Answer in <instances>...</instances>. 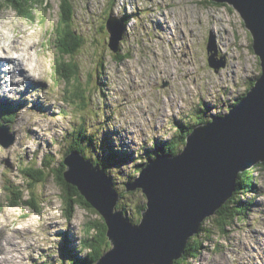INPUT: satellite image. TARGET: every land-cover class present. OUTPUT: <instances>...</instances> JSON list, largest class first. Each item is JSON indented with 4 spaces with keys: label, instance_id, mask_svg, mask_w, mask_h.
<instances>
[{
    "label": "rangeland",
    "instance_id": "1",
    "mask_svg": "<svg viewBox=\"0 0 264 264\" xmlns=\"http://www.w3.org/2000/svg\"><path fill=\"white\" fill-rule=\"evenodd\" d=\"M72 2L75 12L71 26L82 34L83 44L74 55L64 58L78 66V89L88 100L84 106L72 95L75 83L65 91L64 80L70 70L57 63L61 56L56 30L59 1L49 0V7L39 5L24 12L0 0V66L6 64L4 57L15 55L23 62L25 72L33 71L31 76L35 77L28 84L24 71L17 68L9 78L21 76L22 82L12 84L10 90V82L6 83L7 76H3L0 84V104L15 105L11 108L15 118L5 121L3 116L5 129L0 131V138L10 142L6 147L0 142V264H69V258L61 255L64 248L78 252L82 258L85 251L80 250V242L86 236L85 223L100 216L76 206L72 217L66 219L69 206L62 202L66 191L58 180L48 176L33 182L22 177L20 167L36 162L40 166L43 156L46 160L52 156L61 159L71 142L78 143L79 133H85L84 145L88 135L94 133L93 145L103 159L114 145V150L133 154L140 161L154 140L168 139L175 133V120L190 123L202 101L209 112L204 118L223 112L260 72L251 33L227 3L116 0L110 14L118 20L129 17L118 53L130 54L117 62L104 28L110 0ZM211 35L217 55L213 49L208 55ZM209 56L224 64L216 71L207 61ZM102 78L106 81L103 91L97 84ZM75 79L72 77V81ZM83 118V129L88 132L78 126ZM104 135L110 140L98 145ZM115 169L114 180L123 192L129 167ZM256 175L260 183L244 198L248 204L244 213L224 233L215 231L210 239L204 236V249L187 264H264V172L256 168ZM28 182H32L35 209L23 204L13 206L17 186ZM28 196L26 199H30ZM126 197L127 214L132 217L135 212L130 202L134 199L128 194ZM8 236L13 239L10 244L5 241Z\"/></svg>",
    "mask_w": 264,
    "mask_h": 264
},
{
    "label": "water",
    "instance_id": "2",
    "mask_svg": "<svg viewBox=\"0 0 264 264\" xmlns=\"http://www.w3.org/2000/svg\"><path fill=\"white\" fill-rule=\"evenodd\" d=\"M211 1L227 3L240 14L260 58V74L228 113L195 125L178 153H158L135 179L124 183L126 191L140 189L146 198L136 223L117 208L121 194L104 167L77 149L64 157L65 181L107 226L111 248L96 264H173L185 254L201 222L231 198L238 173L264 162V0ZM106 24L108 47L117 52L126 24L111 14ZM207 49L208 55L210 49L217 55L212 35ZM208 63L216 71L224 64L213 56ZM0 142L5 147L10 143Z\"/></svg>",
    "mask_w": 264,
    "mask_h": 264
},
{
    "label": "trees",
    "instance_id": "3",
    "mask_svg": "<svg viewBox=\"0 0 264 264\" xmlns=\"http://www.w3.org/2000/svg\"><path fill=\"white\" fill-rule=\"evenodd\" d=\"M59 1V20L58 25L56 27V30L58 32L57 35V43H58V50L59 53H61L60 60L57 62L59 65L62 63L66 68L70 70V72H67V77L64 80L66 83L65 91H68V88L72 82L75 83L74 90L72 92V95L79 99V105L84 106V104H88V100H84V97L82 95V91L78 89V82L80 74L78 71V66L72 59H65L64 56H72L75 54L76 51H78L79 47L83 44L82 34L76 31V29L72 28V19L75 12L74 5L72 0H58ZM116 0H110L109 2V8L107 12V17L110 16L111 9L114 5ZM211 1V0H208ZM3 4L6 6H9L17 11H28L30 12L33 7H37L39 5H45V7H49V0H1ZM212 2V1H211ZM214 3V2H212ZM217 4H226V3H217ZM105 15V14H104ZM125 17V16H124ZM106 16H104V19ZM128 21L129 17H125ZM108 19V18H107ZM107 19L105 22V30L108 33L109 31L107 29ZM121 50V46L119 45V49L117 52H113V57L117 59L118 61H122L130 54L128 52H123V54L118 53ZM208 61V60H207ZM261 71V69H260ZM260 74V72H259ZM93 75L95 73L93 72ZM75 76V81H72V77ZM257 78V77H256ZM255 81L251 82L253 84ZM97 84H99L98 89L104 90L103 87L106 86V81L102 78V80H98ZM251 87V86H250ZM250 87L245 91L247 93L250 90ZM244 95V94H243ZM243 95L239 96L237 99V102L243 97ZM236 102V103H237ZM78 104V103H77ZM80 108V107H79ZM79 112V111H78ZM81 113V112H79ZM6 115V114H5ZM13 116L7 115L5 116V121L7 119L12 120ZM85 119H79L78 120V126H80L81 130H84L85 132H88L87 129H83V126L85 128ZM1 124V123H0ZM180 126H183L181 124ZM76 127V126H75ZM191 128V126H190ZM189 128V129H190ZM191 130V129H190ZM187 133V132H186ZM72 135V134H69ZM78 136V143L73 141L69 145L68 149H66V152H64L61 159L56 160L55 157L52 156L54 159L46 160L44 156L41 158V165L38 166L37 162L28 167L27 165L20 167V172L23 178L26 179L28 177L33 182L42 181L46 179L48 176H53L56 178L59 182V184L62 187V190L66 191V195L62 194V202L68 204L69 210L66 211V219H70L72 217V214L76 208V206L85 208L86 211H91L93 213H96V211L92 208V206L85 200V198L80 194V192L77 190V188L73 185L68 184L64 177L63 172L65 170L64 165V157L74 149H78L82 152V154L85 156L86 159H90L92 163L94 164H100L101 167H104L106 170V173L110 177L114 179L115 177V167L122 169H125L129 167V172L127 174V181L133 180L138 175L139 171L142 167L146 165V163L151 160L157 153L159 152H170L171 154L178 153L185 144V133L180 134H174L169 139H156L153 141V144L151 147L146 148L144 150V154L140 156V161H138L137 158L134 157L133 154H124L120 151H116L113 149L114 145H112L105 153L104 159L101 157V151H97L93 145L94 141V133H91L87 137V145L83 144V140L85 138V133H80ZM110 138L106 135L100 136V141H98V145H101L102 141H109ZM256 168H260L264 172V162L259 163L255 165L254 167L244 170L243 172L238 173L236 177V185H235V191L233 192L231 198L223 204V206L216 212V219L215 214L214 216H210L206 219H204L201 222L200 230L199 232L191 237L188 242L185 249V254L180 257L177 260H174L173 264H187L188 260L191 258H196L202 249H204L205 246H203L204 242V236L207 239H210L212 235L215 233V231L219 233H224L226 231V227L231 225L235 219H239V216L242 215L246 209V206L248 204L245 203L244 198L247 197L248 194L255 192V190L258 188L260 181L257 178L256 175ZM121 169V170H122ZM115 183L117 190L120 191L119 187L117 186V182L113 180ZM32 182H28L24 185H18L17 186V197L14 199L13 206H20L23 204L24 206L30 207L32 209H35V203L33 202L31 193H32ZM21 187V188H20ZM27 191V193H25ZM121 192V191H120ZM128 196L132 195L134 201L130 202L133 203L131 206V211H134L135 214L133 216H130V220H134L135 222H138L141 217V212L146 207V201H144L145 195L140 189L131 190V191H123L121 192V198L117 205V208H121L124 210L125 213L128 212L129 208V200L126 197V194ZM29 195L30 199H26V195ZM232 213H235V215H232ZM138 215V216H137ZM231 216V217H230ZM136 217L139 219L136 220ZM211 223V226H210ZM216 227V229H215ZM107 226L102 219L101 216L99 218H94L92 220H88L85 223L84 226V232L86 236L82 239L80 242V250L85 251V255L81 258L79 256L78 252H72L68 248H64L61 251V255L65 258H69V264H96L97 261L100 259V257L110 248V241L106 234ZM68 251H67V250ZM72 253V254H71ZM49 264V263H48ZM64 264V263H62Z\"/></svg>",
    "mask_w": 264,
    "mask_h": 264
},
{
    "label": "bare ground",
    "instance_id": "4",
    "mask_svg": "<svg viewBox=\"0 0 264 264\" xmlns=\"http://www.w3.org/2000/svg\"><path fill=\"white\" fill-rule=\"evenodd\" d=\"M116 18H118V16H116ZM126 33V32H125ZM252 36V35H251ZM31 38H29V40H30ZM19 41V40H18ZM26 42V41H25ZM28 42V41H27ZM213 43L215 44V40H214V37H213ZM252 43H253V41H252ZM32 44V43H31ZM30 44V45H31ZM34 45V44H33ZM20 46V45H19ZM28 46V45H27ZM2 47V46H1ZM3 47H5V46H3ZM6 47H8V46H6ZM14 48V47H13ZM28 48V47H27ZM26 48V49H27ZM215 48H216V51H217V47H216V44H215ZM8 49H9V47H8ZM25 49V50H26ZM252 49H253V47H252ZM12 50V49H11ZM15 50V49H14ZM24 50V51H25ZM28 50V49H27ZM254 50V49H253ZM255 52V51H254ZM27 53V52H26ZM27 54H29V53H27ZM29 56V55H28ZM27 57V56H26ZM28 58V57H27ZM26 60H28V59H26ZM259 60H260V58H259ZM14 61H16V62H18V63H21V59H19V58H15L14 59ZM31 64V63H30ZM33 64V63H32ZM18 66H17V68H18V70H19V72H22L23 73V71L22 70H24L25 71V68H23V66H20L19 64H17ZM31 66V65H30ZM33 66H34V64H33ZM8 67H10V66H6L5 68H8ZM30 68H32V67H30ZM11 69V71L12 72H15V66H13V68L11 67L10 68ZM2 70V68L0 67V71ZM6 70H9V69H6ZM28 70V69H27ZM26 70V71H27ZM33 70V69H32ZM10 71V70H9ZM9 71H8V74H9ZM33 72V71H32ZM32 72H31V74H32ZM16 73V72H15ZM36 73V72H35ZM37 73H38V71H37ZM31 74L30 75H28V77H26V75L24 74V82H26V83H30V81L32 80V78L34 77H32L31 76ZM39 75V74H38ZM40 76V75H39ZM14 77V76H13ZM7 78V81H9L10 83H9V87L11 88L10 90H12L13 88H14V86H12V84H15V83H17L18 81H21V76H15L14 78ZM37 77V76H36ZM3 78V76H0V80ZM35 78V77H34ZM38 78V77H37ZM12 79H17V81L16 80H12ZM36 80V79H35ZM22 82V81H21ZM24 84V83H23ZM250 86H252V84L250 83V85H249V87ZM2 91V90H1ZM36 92V91H35ZM16 93V92H15ZM33 93V92H32ZM7 100H8V98H7ZM12 101V100H11ZM19 102V101H18ZM22 103H24L23 101H21ZM3 103H5V102H3ZM11 104V103H10ZM17 104V103H16ZM21 105V104H20ZM23 105V104H22ZM13 106H15V105H13ZM12 106V107H13ZM42 106V105H41ZM18 107V106H17ZM19 107H21V106H19ZM21 109V108H20ZM19 109V110H20ZM15 110H16V108H15ZM16 113H17V111H16ZM117 142V141H116ZM163 154H165V153H163ZM155 157H157V155H155ZM96 165V164H95ZM130 216V215H129ZM19 230V229H18ZM12 232H14V231H12ZM24 233V232H23ZM16 236V235H15ZM14 237V236H13ZM13 239L12 238H10L9 236L7 237V238H5V241L6 242H8L9 244H10V242L12 241ZM4 244V243H3ZM4 246V245H3ZM14 246V245H13ZM12 247V246H11ZM6 248V247H5ZM72 254V253H71ZM13 255V254H12ZM14 258V257H13ZM13 260V259H12ZM0 262H1V260H0ZM6 263V262H5ZM4 263V264H5ZM11 263V262H10ZM7 264V263H6Z\"/></svg>",
    "mask_w": 264,
    "mask_h": 264
},
{
    "label": "flooded vegetation",
    "instance_id": "5",
    "mask_svg": "<svg viewBox=\"0 0 264 264\" xmlns=\"http://www.w3.org/2000/svg\"><path fill=\"white\" fill-rule=\"evenodd\" d=\"M200 118L202 119L203 117L200 116ZM196 122H198V120H196ZM191 125L187 124V125H184L183 129H182V133H185L187 130H189Z\"/></svg>",
    "mask_w": 264,
    "mask_h": 264
}]
</instances>
